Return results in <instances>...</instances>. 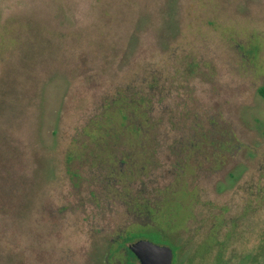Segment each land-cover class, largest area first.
<instances>
[{"label":"rangeland","instance_id":"obj_1","mask_svg":"<svg viewBox=\"0 0 264 264\" xmlns=\"http://www.w3.org/2000/svg\"><path fill=\"white\" fill-rule=\"evenodd\" d=\"M161 73L172 110L217 115L245 145L201 178L194 217L161 222L172 264H264V0H0V264H105L139 228L87 173L73 186L65 154L117 84Z\"/></svg>","mask_w":264,"mask_h":264},{"label":"trees","instance_id":"obj_2","mask_svg":"<svg viewBox=\"0 0 264 264\" xmlns=\"http://www.w3.org/2000/svg\"><path fill=\"white\" fill-rule=\"evenodd\" d=\"M171 79L161 73L145 79L143 87L137 79L117 84L98 112L76 128L66 151L65 170L73 186L84 183L87 173L90 183L101 188L90 191L97 205L115 199L138 221V229L131 224L111 238L105 264H140L127 245L140 238L171 244L166 238L170 228L161 222L174 221L182 209L194 217L201 178L230 169L245 146L217 115L203 119L189 107L172 110L166 102ZM258 94L264 99V84Z\"/></svg>","mask_w":264,"mask_h":264},{"label":"water","instance_id":"obj_3","mask_svg":"<svg viewBox=\"0 0 264 264\" xmlns=\"http://www.w3.org/2000/svg\"><path fill=\"white\" fill-rule=\"evenodd\" d=\"M140 264H172L174 250L170 245L140 238L128 245Z\"/></svg>","mask_w":264,"mask_h":264},{"label":"flooded vegetation","instance_id":"obj_4","mask_svg":"<svg viewBox=\"0 0 264 264\" xmlns=\"http://www.w3.org/2000/svg\"><path fill=\"white\" fill-rule=\"evenodd\" d=\"M139 262V261H138Z\"/></svg>","mask_w":264,"mask_h":264}]
</instances>
